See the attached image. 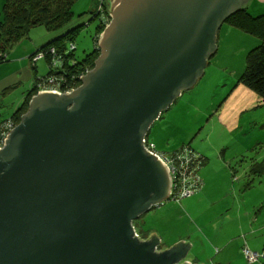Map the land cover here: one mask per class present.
I'll return each mask as SVG.
<instances>
[{
  "label": "water",
  "instance_id": "obj_1",
  "mask_svg": "<svg viewBox=\"0 0 264 264\" xmlns=\"http://www.w3.org/2000/svg\"><path fill=\"white\" fill-rule=\"evenodd\" d=\"M248 0H112L94 69L70 94L40 91L0 151V264H176L133 222L168 198L144 150L193 88L221 26Z\"/></svg>",
  "mask_w": 264,
  "mask_h": 264
},
{
  "label": "rangeland",
  "instance_id": "obj_2",
  "mask_svg": "<svg viewBox=\"0 0 264 264\" xmlns=\"http://www.w3.org/2000/svg\"><path fill=\"white\" fill-rule=\"evenodd\" d=\"M5 1L0 0V15ZM99 9L108 12H99L105 29L112 21V0H78L69 24L54 32L36 27L8 52L0 65V122L11 118L38 79L48 75V56L35 63V70L32 60L52 48L35 49L80 27L73 42L76 59L94 51L98 21L92 18ZM259 45L225 22L193 88L182 91L149 128L153 145L163 140L173 145L162 152L165 156L189 146L204 160L198 171L202 189L178 201L166 198L134 222L142 239L146 234L161 240V252L189 245L185 259L176 264H264V100L241 83L247 55ZM34 89L25 113L39 94ZM245 251L257 254V261L248 262Z\"/></svg>",
  "mask_w": 264,
  "mask_h": 264
},
{
  "label": "trees",
  "instance_id": "obj_3",
  "mask_svg": "<svg viewBox=\"0 0 264 264\" xmlns=\"http://www.w3.org/2000/svg\"><path fill=\"white\" fill-rule=\"evenodd\" d=\"M77 1L78 0H6L2 14L0 15V65L6 62L8 52L23 41L32 29L36 27H44L47 31L54 32L69 24L74 17L72 8ZM101 5L105 7V4ZM106 11V9L102 10L104 13H106ZM107 13L105 16H107ZM98 21L93 37L94 51L85 56L82 61L77 60L73 53L74 49L71 50V47H74V37L79 33L80 27H75L68 32L66 31L63 36L51 40L49 44L40 50L46 51L50 48H54L57 56L61 57L62 72H55L49 67L47 76H61V78L65 80V84L61 83L62 91L68 92L71 89L74 90L80 87V77L85 75L86 72H90L94 69L95 62L100 56V52L97 50L99 36L105 30L102 19H99ZM226 22L232 27V29L236 28L243 32V34L252 36L260 42V45L247 55V66L242 75L241 83L252 89L264 100V15L253 18L248 14L246 9H243L236 12ZM66 42L70 43V50H68ZM46 61L50 63L49 57L46 58ZM33 69L35 70V66ZM36 87L37 85H34V88ZM34 88L26 94L23 102L17 108V111L11 116L12 120H15L17 124L21 122V118L26 114L25 112L28 108V103L36 93ZM175 100L176 99H174L173 102ZM149 144L152 143L149 142ZM153 147L154 150L158 152L155 145H153ZM184 148L190 149L189 146ZM158 153L165 155L162 152ZM174 153L176 152H172L171 154ZM197 160L198 163L202 165L204 160H202V158H197ZM199 168L195 173L198 179ZM160 204H162V202H160L159 205ZM152 209L153 207L150 208L149 211ZM137 234L140 235L138 232ZM143 239L147 238L144 236Z\"/></svg>",
  "mask_w": 264,
  "mask_h": 264
},
{
  "label": "built area",
  "instance_id": "obj_4",
  "mask_svg": "<svg viewBox=\"0 0 264 264\" xmlns=\"http://www.w3.org/2000/svg\"><path fill=\"white\" fill-rule=\"evenodd\" d=\"M74 47H71V50ZM39 58H33L32 65L34 66L36 62L45 58L51 57L50 67L53 71L62 70V61L61 57L57 56L56 51L52 48L50 51L41 52L39 54ZM89 72H86L85 75L80 77V80L85 77ZM61 83L65 84V80L61 78V76L57 75H49L46 78L38 79L36 85L37 91H54L61 94ZM73 91L70 90L71 93ZM69 92L65 94H70ZM15 123L14 121L9 118L0 122V151L6 147V141H8V137L15 130ZM143 146L146 153L156 157L158 161L164 166L170 181L169 186V197L174 200H180L182 198L189 197L193 195L197 190L200 188V183L197 175L199 168V163L194 155V153L189 148H184L176 151V153L171 154L170 156H165L160 154L154 150L152 144H149L147 139V134L143 139ZM155 204L152 207L158 206ZM151 207V208H152ZM134 238L139 239L138 235L134 231ZM154 251L157 253L158 248L155 247ZM244 256L248 262L253 263L257 261L258 255L251 254L249 251L244 252Z\"/></svg>",
  "mask_w": 264,
  "mask_h": 264
},
{
  "label": "crops",
  "instance_id": "obj_5",
  "mask_svg": "<svg viewBox=\"0 0 264 264\" xmlns=\"http://www.w3.org/2000/svg\"><path fill=\"white\" fill-rule=\"evenodd\" d=\"M243 9H246L247 10V12H248V14L251 16V17H253V18H257V17H259V16H262V15H264V0H248V2H247V4L245 5V7L243 8ZM50 40V39H49ZM52 40V39H51ZM50 40V41H51ZM50 41H48V43L47 44H49L50 43ZM22 42V41H21ZM20 42V43H21ZM19 43V44H20ZM47 44H44V45H42V46H40L38 49H35V51H34V53L37 51V50H39V49H41V48H43L44 46H46ZM18 45V44H17ZM33 53V54H34ZM32 54V55H33ZM31 55V56H32ZM30 56V57H31ZM7 61V60H6ZM33 89V88H32ZM31 89V90H32ZM20 106V105H19ZM156 149L159 151V152H170V151H172L173 149V145H168V143L167 142H165L164 140H163V143L161 144V143H158L156 146ZM200 183V182H199ZM168 196V195H167ZM143 236H145V238H147L148 240H151V238H150V236L149 235H146V234H144ZM147 236V237H146ZM156 239L159 241L160 239L159 238H157L156 237ZM161 241V240H160ZM184 245V244H183ZM178 246V245H177ZM175 247H173V248H171V249H168V250H166V251H163L164 253L165 252H171L173 249H174ZM188 250H189V248L186 250V252H185V256L184 257H181V260L180 261H183L184 259H185V257H186V255H187V252H188Z\"/></svg>",
  "mask_w": 264,
  "mask_h": 264
},
{
  "label": "clouds",
  "instance_id": "obj_6",
  "mask_svg": "<svg viewBox=\"0 0 264 264\" xmlns=\"http://www.w3.org/2000/svg\"><path fill=\"white\" fill-rule=\"evenodd\" d=\"M99 12H102V10H100L99 9ZM102 14H103V12H102ZM36 85V84H35ZM34 88V87H33ZM75 90V89H74ZM181 93H182V91H181ZM181 95V94H180ZM173 104V103H172ZM149 131V130H148ZM147 134V133H146ZM164 167V166H163ZM169 193V192H168ZM168 198H170L169 197V194H168ZM132 226H133V224H132ZM133 231H135V233L137 234V232H136V230H135V228H134V226H133ZM138 235V234H137ZM139 236V235H138ZM139 238L140 239H138L139 241H141V242H148V240H143L140 236H139ZM159 242V241H158ZM157 248H158V252L156 253L155 251V253L156 254H161V253H163V252H161V248H160V242L158 243V245L156 246Z\"/></svg>",
  "mask_w": 264,
  "mask_h": 264
},
{
  "label": "flooded vegetation",
  "instance_id": "obj_7",
  "mask_svg": "<svg viewBox=\"0 0 264 264\" xmlns=\"http://www.w3.org/2000/svg\"><path fill=\"white\" fill-rule=\"evenodd\" d=\"M97 14H95V16L92 18L93 21H98L100 19V13L99 11L96 12ZM99 22V21H98Z\"/></svg>",
  "mask_w": 264,
  "mask_h": 264
}]
</instances>
